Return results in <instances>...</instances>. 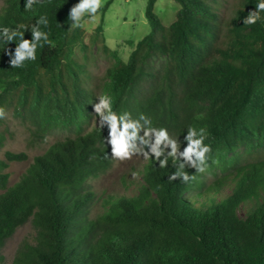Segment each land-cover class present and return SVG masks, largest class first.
Here are the masks:
<instances>
[{
	"label": "trees",
	"instance_id": "obj_1",
	"mask_svg": "<svg viewBox=\"0 0 264 264\" xmlns=\"http://www.w3.org/2000/svg\"><path fill=\"white\" fill-rule=\"evenodd\" d=\"M174 1L180 7L169 25L155 11L157 0L147 1L150 30L126 60L105 43L103 20L96 26L95 41L114 58L102 95L118 114H144L152 126L167 128L181 151L189 126L205 128L207 168H186L194 179L184 183L169 179L176 171L171 158L163 168L149 158L133 192L97 197L91 181L114 159L108 126L87 127L98 99L76 55L85 29L69 27L78 0H42L29 11L24 0H6L0 25L30 28L46 15L41 30L51 44L22 68L10 66L8 44H0V148L9 112L35 141L56 129L67 134L11 186L0 159V264L6 240L29 220L36 241L23 244L13 264H264V22H243L258 0H239L230 18L219 7L223 0ZM98 202L102 209L94 214Z\"/></svg>",
	"mask_w": 264,
	"mask_h": 264
},
{
	"label": "rangeland",
	"instance_id": "obj_2",
	"mask_svg": "<svg viewBox=\"0 0 264 264\" xmlns=\"http://www.w3.org/2000/svg\"><path fill=\"white\" fill-rule=\"evenodd\" d=\"M107 1L102 0V6ZM147 1L113 0L104 13L100 11L95 14V19H90L87 13L84 15L85 46H78L76 55L81 61L86 62L89 73L87 84L97 97L102 96L106 72L112 65L114 58L104 52L101 39L95 41L96 26L103 20V37L105 38V43L111 49L118 50L120 56L126 60L135 42L150 30L149 22L145 15ZM238 2L239 0H223L219 4V7L223 10L224 15L230 18ZM5 4L6 0H0V11H2ZM179 7L180 5L174 0H157L155 11L164 24L169 25L176 19ZM98 123V115L93 110V115L87 126L88 130L97 126ZM2 127H8L9 129L6 132L7 139L5 144L0 148V159L7 162V167L3 172L9 174V186L21 179L36 156L45 153L50 145L67 134L62 129H56L44 139L35 141L27 125L16 119L11 112L6 115ZM7 151L15 153L25 152L27 158L24 160L8 161L5 155ZM145 160L140 153L134 154L130 159H114L113 165L108 172L91 181L97 197L105 192H133L135 190L134 182L139 179L138 172L142 168ZM209 178L211 180L213 176L211 175ZM3 191V189H0V194ZM101 209L102 203L98 202L93 208V213L95 214ZM246 210L247 206L243 207L240 210V214H245ZM36 236L37 230L32 220L19 226L12 236L6 240L2 248L4 264H13L19 248L25 243H35Z\"/></svg>",
	"mask_w": 264,
	"mask_h": 264
},
{
	"label": "clouds",
	"instance_id": "obj_3",
	"mask_svg": "<svg viewBox=\"0 0 264 264\" xmlns=\"http://www.w3.org/2000/svg\"><path fill=\"white\" fill-rule=\"evenodd\" d=\"M42 0H24V10L29 11ZM102 6V0H78L69 11L68 19L72 22L70 28L84 27L83 17L87 13L90 19H95V14ZM244 24L253 25L264 22V0H258L255 10L243 18ZM46 15H40L35 23L27 28L22 25L16 27L0 25V44H8L4 52L11 57L12 68H22L25 61L36 59V50L44 44H51L49 34L41 30L43 25L48 26ZM24 28L22 31L21 29ZM30 30L31 39H25V32ZM16 42L15 51L9 49L11 42ZM98 103L94 104V112L98 115L99 126L109 128L107 143L111 145V157L113 159H130L134 154L140 153L147 160L154 158L161 168L168 166L169 158L176 167V171L169 177L171 180H180L187 183L194 179L186 168L195 169V172L203 173L207 168L210 145L204 143L207 139L206 129L197 130L193 126L187 129L185 140L187 146L183 151L178 147L177 140L173 138L165 127H154L152 121L140 114L138 119H131L128 112L117 113L113 110L111 98L107 95L97 97ZM4 116L0 110V118ZM143 132V135L140 133ZM170 149V150H169ZM135 175V174H134Z\"/></svg>",
	"mask_w": 264,
	"mask_h": 264
}]
</instances>
